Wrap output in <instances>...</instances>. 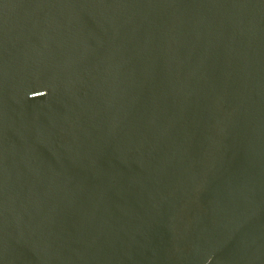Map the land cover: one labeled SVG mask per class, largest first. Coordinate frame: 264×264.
Returning <instances> with one entry per match:
<instances>
[{
  "label": "water",
  "instance_id": "obj_1",
  "mask_svg": "<svg viewBox=\"0 0 264 264\" xmlns=\"http://www.w3.org/2000/svg\"><path fill=\"white\" fill-rule=\"evenodd\" d=\"M0 264H264V0H0Z\"/></svg>",
  "mask_w": 264,
  "mask_h": 264
}]
</instances>
